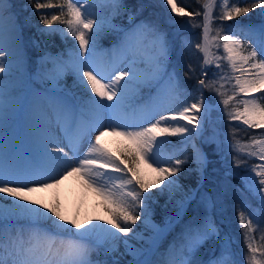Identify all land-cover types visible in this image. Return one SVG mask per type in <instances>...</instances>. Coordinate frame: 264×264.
<instances>
[{
  "label": "snow or ice",
  "instance_id": "obj_1",
  "mask_svg": "<svg viewBox=\"0 0 264 264\" xmlns=\"http://www.w3.org/2000/svg\"><path fill=\"white\" fill-rule=\"evenodd\" d=\"M164 3L176 16L190 17L182 24L201 28V42L195 47L202 53L200 75L204 78L198 79L192 93L177 72L169 70L170 42L158 25L146 21L133 23L135 16L129 13L130 27L122 29L112 23L111 17L98 18L93 11L103 5L113 15L119 14L122 0L55 3L34 0L35 12L47 25L39 30L41 35L60 33L78 41L68 53V59L63 54L42 56L41 78L51 80L59 88L63 77L70 72L81 94L78 101H70L63 91H53L46 101L33 97L30 121L35 152L31 162L23 167L6 164L5 159L0 163V264H108L93 260V253L103 249L107 255L116 251L119 243L132 255V264H237L227 242L219 256L207 262L196 258L198 249L207 240L220 237L215 223L207 220L185 225L179 246L170 247L164 261L149 259L150 253L155 254L156 241L163 229L151 224L153 197L145 193L163 186L159 195L167 193L171 199L181 190L179 181L171 177L182 172V165L188 161L177 158L175 153L162 156L161 152L169 143L166 137L179 136L181 143L187 145L202 135L204 121L213 108L206 103L205 89L219 97L215 107L222 104L220 111L230 121H240L249 129H264V95H257L264 94V22L230 25L227 31L222 25L213 28L217 19L231 21L257 8L264 9V0L250 3L220 0L218 17L213 16L217 0H205L203 12L196 13L186 11L176 0H164ZM53 8H59L60 12L42 11ZM6 12V0H0V74H4L0 76L2 141L5 120L19 103L16 89L6 82L13 70L19 69L17 26L6 18ZM194 15L202 16V22H194L191 19ZM56 23L65 27L53 28ZM236 28L240 31H234ZM105 30L122 33L115 53L107 56L97 51V39ZM245 39L250 43L246 44ZM213 48H222L223 54L214 52ZM222 62L227 64L229 72ZM213 66L218 71L208 79V69ZM189 71L195 73L191 66ZM226 84L231 86V94ZM142 90H147L144 96ZM190 95H195L191 103ZM140 100L143 102L137 103ZM109 136L126 143L114 151L105 143ZM233 139L228 148L236 168L248 159L260 161L247 168L243 177L246 190L256 198L259 207L253 209L245 199L237 212L244 232L247 264H264V221L253 220L254 215L264 218V133L253 136L247 144ZM192 147L195 162L202 169L207 159L195 144ZM241 156L246 159L242 160ZM145 167L154 174L151 179L146 178ZM68 176H77L87 190L100 197L109 214L108 220L103 224L92 221L81 224L75 218L68 219L59 204L48 207L29 198L33 193L57 187ZM141 220L145 229L151 226L153 233L146 251L130 246L120 235L127 237L131 233L133 240L143 241L144 237L133 227ZM258 230L259 246L253 236Z\"/></svg>",
  "mask_w": 264,
  "mask_h": 264
},
{
  "label": "rangeland",
  "instance_id": "obj_2",
  "mask_svg": "<svg viewBox=\"0 0 264 264\" xmlns=\"http://www.w3.org/2000/svg\"><path fill=\"white\" fill-rule=\"evenodd\" d=\"M17 2L21 5L19 8L21 12L17 11ZM53 2H59V0H53ZM6 7L8 12H6V18L10 19L16 26L19 36V50L17 53V62L19 64L18 70H13L11 76L6 78V82L9 83L13 88L16 89V95L18 97L19 103L17 105L16 110L5 120L4 123V132H3V141L0 140V163H3L5 159L6 164H11L16 167H23L31 162V156L35 152V145L33 143V130L30 121V111L32 108V99L33 97H40L42 101H46L49 96L53 93V91L60 92L63 91L64 95L70 100L78 101L80 97V89L77 87L75 83L74 76L69 72L66 74L61 83L60 87L56 88L55 84L51 80H45L41 78L40 75V58L45 54L56 56L63 54L64 59H68V53L72 50L74 45L78 44V41H75L71 35H67L66 37L60 33H57L52 36L41 35L40 29H46L47 25H44L40 20V14L35 12L34 9V0L33 3H29V0H6ZM56 9V8H53ZM59 9V8H58ZM52 9H45L42 11H50ZM60 10V9H59ZM54 11V10H52ZM51 11V12H52ZM94 13L97 14L98 18H105L111 17L112 23L118 25L122 29H128L130 27V22L128 17H124L122 12L119 14L113 15L111 10L103 5H100L93 9ZM154 14V13H152ZM173 14V13H172ZM175 15V14H173ZM50 17V16H49ZM264 17V16H263ZM153 19H148L146 22L153 23L159 26L160 22L156 19L155 15L152 17ZM141 22V21H139ZM137 21H133V23H139ZM264 22V19L261 21ZM261 22L249 25H259ZM24 24H26L27 29L24 28ZM188 26L191 24H184L183 26H178L176 30V35L179 37L180 34L184 29H187ZM53 28H64L65 25L56 23L52 25ZM162 30V29H161ZM163 31V30H162ZM234 31L239 32L240 29H234ZM113 32L117 36V40L112 46H105L101 39L103 36H107L108 33ZM167 34L168 32L164 31ZM174 33V32H173ZM122 33H117L112 30H105L103 31L97 39V51L105 56L112 55L115 53L116 46L120 42V38ZM7 35H5L6 39ZM243 38V37H241ZM169 40V39H168ZM173 39L170 38L169 42L173 44ZM246 41V39H245ZM246 43V42H245ZM248 44V43H246ZM255 46V45H253ZM172 47V45H171ZM171 47L169 50V65L171 63ZM183 48V46H182ZM183 50V49H182ZM214 52H218L219 54H223L222 48L217 50L213 48ZM202 55V53H201ZM224 63V62H222ZM49 69L51 65L47 66ZM224 68L226 72H229L227 64L224 63ZM211 72L208 73V79L212 78V74L217 69L210 67ZM208 69V70H209ZM169 70L170 67H169ZM4 74H0L3 76ZM185 78V77H184ZM204 78V77H203ZM187 90L192 93L193 90L196 88L189 87L184 85ZM226 89L228 90L229 94H231V86L226 84ZM147 90H142L141 95L144 96ZM257 95H264V94H257ZM205 98L206 102L213 105L212 111L210 112L208 119L204 121V128L202 130V135L200 136L202 146H203V154L207 159V164L203 166L201 169L197 166L195 159H194V149L192 147L193 142L190 141L187 145H184L183 153H184V160H187V165L192 160L195 163L194 169L197 171L198 175L200 176V186L204 178L209 170V156L205 148H215L219 150L221 156L219 159L222 161L221 165H219V169H214V173L208 172L211 177H219L220 175L229 177L231 179H235L242 187H244L245 191L251 197V207L256 209L259 207L258 201L255 197L249 193L244 184L243 177L245 175V170L256 163H260L259 160L256 158L248 159L246 164H242L240 168H236L232 163V153H230L228 145L230 142H234L233 137L235 140H239L242 144H247L250 142L251 138L246 139L247 133L246 131L252 130L247 128V126L243 125L240 121H230L226 115H223L220 109L223 108L221 104L219 108L215 107L216 101L219 99L218 96L214 92L207 91L205 89ZM240 97H238L239 99ZM195 99V95H190L188 97V102L191 103ZM143 101H137V103H142ZM235 128V133H233V129ZM169 141L168 144L164 145L161 155L166 156L171 154L172 152L169 148L175 147L176 144L181 143V137H166ZM105 143L107 146L114 151L120 147H122L126 142L122 141L118 137H106ZM220 145V147H218ZM191 149V151H190ZM224 152V153H223ZM223 154V158H222ZM224 155L226 160L224 159ZM242 160L246 159L245 157H240ZM144 173L146 178L151 179L154 174L151 173L149 169L146 167L144 168ZM111 175H119L118 173H110ZM178 175L175 177H171V179H177ZM223 178L218 180V184L222 192L228 196L233 195L236 190L234 186L228 181V179ZM75 178L78 179L77 176ZM72 177L65 178L57 187L53 189H49L46 191H39L30 195V199L37 200L38 204L42 203L48 206L47 200H52L56 204H59L62 208L63 214L68 219L75 218L78 223H87V217L85 219H80L77 216V209L70 202L66 199L61 197L64 189L70 188L72 190L73 200H76L80 207H83L85 204V199L82 196L81 190L72 185L71 183ZM180 183V182H179ZM76 185V184H75ZM181 190L176 193V195L169 199L168 194L159 195L161 188L151 189L149 193H145V195H151L153 200L150 204V221L151 224L158 226L159 228L163 229V232L160 238L156 241V251L155 254H149L148 258L153 261H164L167 258V253L170 247L174 244L179 246V241L181 238V233L185 225L190 224L192 222L196 223H203L205 220L209 222H214L216 227L219 229V225L216 224L214 219V214L220 216L227 224L228 227H232L236 230L237 235L241 238L236 236L235 231L233 235H230L228 232V228L226 226V232H224L223 243L227 242L230 246L231 252L234 254V259L237 261V264H247L246 254L247 248L245 244L244 232L239 223L238 212L236 204L234 207L230 208L224 203L221 199V196L217 195L219 199V206L215 209L214 206L209 205V210L204 216H200L198 218H193L189 221H186L182 224L180 230L174 231L173 229L176 228L177 224L184 218L189 206L191 205V201L197 196L198 194V187L193 190L185 189L182 184ZM2 195V194H0ZM224 197V196H223ZM9 199H11L9 197ZM182 201V203H181ZM68 206L73 208L68 211ZM51 207V206H48ZM214 207V208H213ZM89 218V217H88ZM134 229L139 232L143 237L144 240L141 241L139 239V243L141 246L142 251L148 250V246L151 243L150 237L153 235L151 226L145 229V225L143 220L138 221ZM231 228V229H232ZM174 231V232H173ZM221 232V231H220ZM123 240L132 239V234L130 233L129 236L124 237L123 234H120ZM221 235V234H220ZM255 237V243L257 246L261 244V233L260 231H256L253 233ZM147 241V243H145ZM222 251V248H221ZM221 251L218 255L221 254ZM199 260H203V257H196ZM93 260H100V261H107L108 264H113V261H120L125 264H132L133 257L130 254H125L121 258H116L110 252L109 254H105L103 249L99 250L97 253H93L92 255ZM162 259V260H160Z\"/></svg>",
  "mask_w": 264,
  "mask_h": 264
},
{
  "label": "trees",
  "instance_id": "obj_3",
  "mask_svg": "<svg viewBox=\"0 0 264 264\" xmlns=\"http://www.w3.org/2000/svg\"><path fill=\"white\" fill-rule=\"evenodd\" d=\"M177 4L179 6H184L188 12L196 13V12H203L202 5L205 3V0H176ZM233 3L238 2V0H232ZM239 2L243 3L245 0H239ZM248 3L251 2V0H247ZM123 7L120 12H122L124 17H128L129 13H132L135 16V21H146L148 19H153L152 17H156V19L160 22V29L163 31L168 32V39H173V44L170 43L171 47V63L169 65L171 70H175L182 81L183 85H187L189 87L195 88L198 86V79L203 78L200 75V67L202 63V55L198 51V49L195 47L196 44L201 42V28L200 27H192L188 26L187 29H184L177 37L176 30L178 26H183L182 21H188L190 17L184 16L179 17L176 15H173L171 13V9L167 7L164 3V0H122ZM21 5L17 2V11L21 12L22 8ZM54 10V11H52ZM50 11H45L46 13H56L58 14L60 10L58 8L52 9ZM52 11V12H51ZM221 11V3L220 0H217L216 6L213 9V16L218 17ZM154 13V14H152ZM50 16V15H49ZM264 9H255L252 12H250L246 16L238 17L231 21H221L216 20L213 28L223 26L224 30L227 31L230 25H249L250 23L256 24L261 22L264 19ZM51 17H49L50 19ZM191 19L196 23L202 22V16L194 15L191 17ZM25 29H27L26 24L23 25ZM237 29V28H236ZM174 32V33H173ZM117 40L116 34L113 32L108 33L107 36H103L101 41L103 44L107 47L113 46L114 43ZM190 42L191 47L188 46V43ZM246 43H250L249 40L246 39ZM183 46V48H182ZM183 49V50H182ZM189 66L191 68L195 69V73L189 71ZM211 72V69L208 70V73ZM187 73V75H185ZM209 76V75H208ZM185 77V78H184ZM208 78V77H207ZM208 91V90H207ZM247 137L246 139H249L250 137H253L259 133H264V129H252L246 131ZM184 148V144H176L175 147H170L169 150L172 153H175L177 158L184 160V153L182 152ZM208 156H209V170L207 171V174L204 178L203 183L200 184V176L198 175L197 171L194 169L195 163L191 160L189 164L182 165L183 171L178 173L177 180L182 184V186L187 190H193L196 187H198V194L197 196L191 201V205L189 206V209L187 210L184 218L177 224L176 228L173 230H180L182 224H184L186 221H189L193 218H198L200 216H204L205 213L208 212L209 205H212L215 207V209L219 206V199L217 198V195L221 196V199L226 203V205L229 207V210H232L230 208L234 207V204H236V207L240 205L242 200L247 199L251 204V197L250 195L245 191L244 187L239 184L235 179H231L229 177H225L220 175L219 177H211L208 174V172L214 173V169H219V165H221L222 161L219 159L221 156V153H219V150L215 148H205ZM191 151V149H190ZM224 153V152H223ZM223 158V154H222ZM224 159L226 160V157L224 155ZM228 179V181L234 186V189L236 192L233 193V195L228 196L222 192V190L219 187L218 180H221L223 178ZM224 196V197H223ZM213 207V208H214ZM238 218V217H237ZM214 219L216 224L219 225L220 228V237L219 239L213 238L210 240H207L197 251L196 257H203L204 262H207L212 257L218 255L222 248L223 243V237L224 232H226V222L217 214H214ZM264 221V218L253 216L254 223L257 220ZM228 232L230 235H233V232L236 230L232 227H228ZM232 228V229H231ZM173 231V232H174ZM236 236L239 237L236 233ZM239 239H241L239 237ZM162 260V259H160ZM119 264H125L120 261H118ZM162 262V261H161Z\"/></svg>",
  "mask_w": 264,
  "mask_h": 264
},
{
  "label": "bare ground",
  "instance_id": "obj_4",
  "mask_svg": "<svg viewBox=\"0 0 264 264\" xmlns=\"http://www.w3.org/2000/svg\"><path fill=\"white\" fill-rule=\"evenodd\" d=\"M5 35H7V33ZM5 43L6 44L9 43L7 37L5 39ZM14 47H15V45H14ZM189 127H191V125H189ZM200 136L195 137L192 140V142L203 153L202 148L199 146V144H197V141L200 138ZM69 177H72V181H71L72 185L78 187L81 190L82 196L85 199V201H84L85 204H84L83 207H80V204H78V202H76V200H73L72 190L70 188L64 189L63 193L61 194V197L66 199L68 202H70V205L72 204L74 206V208L77 209V216L80 219L81 218L85 219L87 217V220H86L87 222L88 221H92L93 223H100V224H103L104 221L108 220L109 219V214L105 211L104 202L100 199V197L97 196L96 194H94L93 192L87 190L85 188V186L81 183L79 178L77 179V178H75V176H69ZM37 203H38V201H37ZM45 203H47L48 206H51V207L56 204L52 200H47V202H45ZM67 208H69L68 211H70V209L73 208V207L68 206ZM83 224L86 225L87 223H83ZM104 226L105 227H109L110 225L104 224ZM128 241L130 242V246L137 247V248L141 249V246H140V243H139V239L132 240V241H131V239H129ZM111 253L116 258L123 257L126 254L125 247H124L123 243H119L117 245L116 251L111 252Z\"/></svg>",
  "mask_w": 264,
  "mask_h": 264
},
{
  "label": "water",
  "instance_id": "obj_5",
  "mask_svg": "<svg viewBox=\"0 0 264 264\" xmlns=\"http://www.w3.org/2000/svg\"><path fill=\"white\" fill-rule=\"evenodd\" d=\"M204 96H205V90H204ZM197 144H199V146L203 149L202 142H201L200 138L198 139Z\"/></svg>",
  "mask_w": 264,
  "mask_h": 264
}]
</instances>
